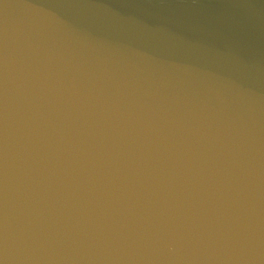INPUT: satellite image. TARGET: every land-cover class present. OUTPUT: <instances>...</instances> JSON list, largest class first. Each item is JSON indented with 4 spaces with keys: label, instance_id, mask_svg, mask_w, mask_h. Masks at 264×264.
Masks as SVG:
<instances>
[{
    "label": "water",
    "instance_id": "1",
    "mask_svg": "<svg viewBox=\"0 0 264 264\" xmlns=\"http://www.w3.org/2000/svg\"><path fill=\"white\" fill-rule=\"evenodd\" d=\"M0 264H264V0H0Z\"/></svg>",
    "mask_w": 264,
    "mask_h": 264
}]
</instances>
